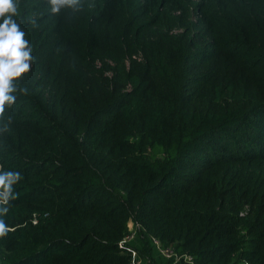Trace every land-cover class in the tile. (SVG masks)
Returning a JSON list of instances; mask_svg holds the SVG:
<instances>
[{
    "label": "trees",
    "instance_id": "1",
    "mask_svg": "<svg viewBox=\"0 0 264 264\" xmlns=\"http://www.w3.org/2000/svg\"><path fill=\"white\" fill-rule=\"evenodd\" d=\"M170 12L210 37L211 76L190 94L187 44L141 40ZM15 19L34 60L0 115V172L22 175L0 204V264H130L129 218L143 264H188L152 237L195 264H264V0H79L57 14L18 0ZM138 50L144 66L126 69ZM106 57L112 79L94 68ZM195 86L226 107L205 108Z\"/></svg>",
    "mask_w": 264,
    "mask_h": 264
},
{
    "label": "clouds",
    "instance_id": "2",
    "mask_svg": "<svg viewBox=\"0 0 264 264\" xmlns=\"http://www.w3.org/2000/svg\"><path fill=\"white\" fill-rule=\"evenodd\" d=\"M78 3L79 0H48L53 14L59 13L61 8H71ZM17 15L18 0H0V115L5 112L6 105L11 107L15 104V82L22 80L24 75L30 72L34 60L26 32L15 19ZM20 92L26 95L28 89L21 88ZM21 178L19 172H0V204L7 203L12 185ZM9 230L3 221H0V236Z\"/></svg>",
    "mask_w": 264,
    "mask_h": 264
},
{
    "label": "rangeland",
    "instance_id": "3",
    "mask_svg": "<svg viewBox=\"0 0 264 264\" xmlns=\"http://www.w3.org/2000/svg\"><path fill=\"white\" fill-rule=\"evenodd\" d=\"M184 23H188V28H185L186 26L184 25ZM158 30H162V33L166 37H168V39L180 38L183 43L187 44L186 53L189 56L186 60H184L182 69L180 71V73H182L183 75V80L186 81V86L181 83L179 88L183 90L184 94L187 92L190 94V89L195 84L190 87H187V85L194 83V79H209L211 76L209 70L210 66H208L201 57L203 51H205L206 48L210 47V37L207 36V34H205L203 30L198 26V22L193 17L191 12L189 14H183L182 17L180 16L179 12H170L169 14L163 17L161 25L157 26L156 28L147 30L146 36H142L141 40L156 39V41L161 40V43L163 44L164 40L160 39L162 38V36L157 32ZM122 60L125 68L128 69L132 64H137L136 66L140 67L144 66L146 59L144 53L141 50H138L130 55H125ZM254 60L258 61V59ZM115 67L116 61L111 58H97L94 61V68L98 78L112 79L115 75ZM34 77H36V75ZM128 87L129 86L126 85L124 90ZM193 89V95L197 96L196 98L201 101L200 104H202L205 108L221 109L226 107V98H223L221 101L214 103V101L211 100L210 95L207 94V92L205 91H201L199 86H195V88ZM257 123L258 119L255 118L250 123H248V125L256 128L258 126ZM262 144L263 142L258 144L257 147L262 146ZM262 163L264 168V160L262 161ZM246 208L247 206H245L244 209ZM128 246L130 247L129 244Z\"/></svg>",
    "mask_w": 264,
    "mask_h": 264
},
{
    "label": "built area",
    "instance_id": "4",
    "mask_svg": "<svg viewBox=\"0 0 264 264\" xmlns=\"http://www.w3.org/2000/svg\"><path fill=\"white\" fill-rule=\"evenodd\" d=\"M247 211V208L243 211H240L239 215H244ZM32 223L37 222V216L35 213L32 214ZM142 229V226L139 222L132 220L129 218L127 222V233L125 236L121 239L119 242V247H126V250L131 255V261L130 264H143V258L134 250L133 248H130L128 244L132 242L139 231ZM152 242L155 245L156 249L159 251V253L167 258V259H174L175 261H178L179 259L183 258L188 264H195L192 260V257L188 254H181L179 255L172 247L170 246H163L158 239L155 237H152Z\"/></svg>",
    "mask_w": 264,
    "mask_h": 264
}]
</instances>
